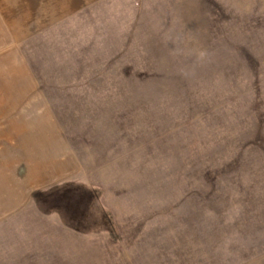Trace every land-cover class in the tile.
Returning a JSON list of instances; mask_svg holds the SVG:
<instances>
[{"label": "rangeland", "instance_id": "374dc122", "mask_svg": "<svg viewBox=\"0 0 264 264\" xmlns=\"http://www.w3.org/2000/svg\"><path fill=\"white\" fill-rule=\"evenodd\" d=\"M1 12L0 264H264V0Z\"/></svg>", "mask_w": 264, "mask_h": 264}, {"label": "crops", "instance_id": "0c3cea01", "mask_svg": "<svg viewBox=\"0 0 264 264\" xmlns=\"http://www.w3.org/2000/svg\"><path fill=\"white\" fill-rule=\"evenodd\" d=\"M46 2V1H45ZM14 6V5H13ZM50 7V6H49ZM47 7V5H45V6H41V7H37V10H40L41 9V11L38 13V16H40V17H42V21H43V23H45V22H48V21H50L51 20V18L53 17V11H52V8L50 7ZM15 6L12 8H8V12L9 13H7L6 15H5V18H7L8 16H10L11 14L12 15H15V14H17V15H20V12L18 11L17 13L14 11L15 9ZM1 14H2V18L4 17V13L3 12H1L0 13V21H1ZM11 17V16H10ZM7 51H3V53H4V55H6V56H8V57H10V56H13L14 57V55L16 56V54H13V53H11L12 55H7V53H6ZM5 56V57H6ZM14 59H15V57H14ZM16 65H17V67L15 66V64H13V66H12V68H14V69H12L11 68V70H13V71H17L16 69H18L19 68V71H17V72H21V69H20V64L18 63V62H16ZM7 69V68H6ZM16 73V72H15Z\"/></svg>", "mask_w": 264, "mask_h": 264}]
</instances>
